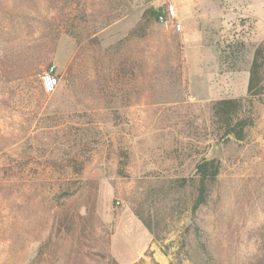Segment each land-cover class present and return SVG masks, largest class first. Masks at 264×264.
Returning a JSON list of instances; mask_svg holds the SVG:
<instances>
[{
  "label": "rangeland",
  "instance_id": "374dc122",
  "mask_svg": "<svg viewBox=\"0 0 264 264\" xmlns=\"http://www.w3.org/2000/svg\"><path fill=\"white\" fill-rule=\"evenodd\" d=\"M168 6L173 22L126 39L146 9ZM83 7L86 15L67 27L72 36L51 50L45 0H0V71L12 63L21 74L41 62L35 76H0V264H162L153 243L170 264H247L263 223L264 96L253 103L244 142L212 139L209 107L246 96L264 0ZM50 66L58 85L46 94L40 76ZM215 143L219 175L192 214L194 168ZM73 157L83 171L64 210L88 197L99 220L82 241L54 232L57 184L74 175L56 164ZM99 236H109L107 248Z\"/></svg>",
  "mask_w": 264,
  "mask_h": 264
},
{
  "label": "trees",
  "instance_id": "16d2710c",
  "mask_svg": "<svg viewBox=\"0 0 264 264\" xmlns=\"http://www.w3.org/2000/svg\"><path fill=\"white\" fill-rule=\"evenodd\" d=\"M33 2L34 0H29ZM47 8L51 12V16L44 19L42 22V29L44 30V40L46 45L52 50L55 49L57 42L61 35H70L71 31L67 27L71 26V22L78 16L84 17L85 9L83 7L84 0H45ZM161 9L148 8L146 9L138 23L127 33L126 39H143L147 36L149 30L158 24V18L162 14ZM43 40V41H44ZM41 63V62H40ZM30 64L26 66L24 72L20 74L19 69L10 63L9 68L3 66L0 71V76L5 80H15L19 76H35L41 70V65ZM7 69H9L7 71ZM263 71H264V37L262 41L256 46L253 52L251 65L248 72L246 96L242 98H225L218 99L211 103L209 107V128L208 135L212 139L221 141L229 139L231 135L234 136L236 142H244L246 133L249 128L254 125L253 103L264 96L263 86ZM193 120L189 122L190 131H194ZM191 131V132H192ZM193 133V132H192ZM209 137V136H208ZM62 144L72 142L69 137ZM71 149L73 146H67ZM54 149V148H53ZM64 154L68 155L70 152L64 150ZM73 153V152H72ZM122 159L124 155H121ZM125 159V158H124ZM62 163L56 164L63 169L69 170L72 176L63 178L59 181L58 205L60 212L56 216L54 224V232L58 236L60 232L65 234L75 235L79 240L88 237L89 234H95L99 226V220L95 211V201L86 197L79 206L72 210L65 211L67 201H69L76 193L73 189L75 181L73 177H78L83 171V165L76 163L74 157L69 160L61 159ZM219 175V165H215L212 160L202 158L194 168V179L192 185L194 186V197L191 202L190 212L195 214L201 207L207 203L211 185ZM95 232V233H94ZM105 248L109 245V236L102 238ZM154 263V262H153ZM108 264H117L114 260ZM133 264H143V260H138ZM156 264V263H154ZM247 264H264V211L263 223L257 232V238L254 243L253 253Z\"/></svg>",
  "mask_w": 264,
  "mask_h": 264
},
{
  "label": "built area",
  "instance_id": "2783aa9c",
  "mask_svg": "<svg viewBox=\"0 0 264 264\" xmlns=\"http://www.w3.org/2000/svg\"><path fill=\"white\" fill-rule=\"evenodd\" d=\"M175 20V12L172 6H168L162 14L158 18V22L160 24H168L169 22H173ZM177 31L180 30V26L177 24L175 26ZM43 91L46 94H50L54 91V89L58 85V78L55 73V69L53 66L47 68L42 75L40 76Z\"/></svg>",
  "mask_w": 264,
  "mask_h": 264
},
{
  "label": "water",
  "instance_id": "95a60500",
  "mask_svg": "<svg viewBox=\"0 0 264 264\" xmlns=\"http://www.w3.org/2000/svg\"><path fill=\"white\" fill-rule=\"evenodd\" d=\"M231 138H234L233 135L230 136ZM221 156V151H220V146L218 144H212L211 146V157L207 160H212L214 162L215 165H217L219 159ZM152 250L154 252V255L156 257V259L162 263V264H170V260L168 258V256L155 244H152Z\"/></svg>",
  "mask_w": 264,
  "mask_h": 264
}]
</instances>
